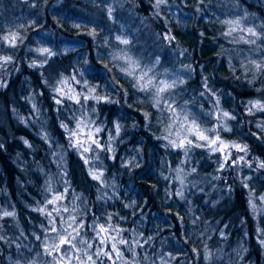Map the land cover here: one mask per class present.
Masks as SVG:
<instances>
[{
	"label": "trees",
	"instance_id": "trees-1",
	"mask_svg": "<svg viewBox=\"0 0 264 264\" xmlns=\"http://www.w3.org/2000/svg\"><path fill=\"white\" fill-rule=\"evenodd\" d=\"M228 19L240 25L226 36ZM240 27L264 33V0H0V37H19L15 47L0 39V58L11 56L0 59V216L15 213L0 219V264H48V218L37 209L59 193L84 239L94 224L123 229L133 247L121 246L117 264H264V111L252 108L264 103V72L251 63L264 61V38L245 43L256 38ZM125 55L177 81L168 95L181 116L247 151L225 149L236 163L220 169L221 152L172 147L168 113L123 74ZM82 116L103 146L83 158L61 127Z\"/></svg>",
	"mask_w": 264,
	"mask_h": 264
},
{
	"label": "snow or ice",
	"instance_id": "snow-or-ice-1",
	"mask_svg": "<svg viewBox=\"0 0 264 264\" xmlns=\"http://www.w3.org/2000/svg\"><path fill=\"white\" fill-rule=\"evenodd\" d=\"M157 5L165 3L166 0H156ZM111 12V9H109ZM222 23L228 25L227 31L224 35H232L233 32L237 31V26L240 25L239 19H228L222 21ZM239 31L245 32L248 35L255 37L253 40H245L242 36L240 39L244 40L245 43L255 44L257 40L264 38V33L257 32L254 27H240ZM5 42H8L10 46L15 47V41L19 37L15 33H10L0 37ZM117 39H120L119 37ZM166 39H173V37H166ZM122 44L127 45L129 41L127 39H122L120 41ZM41 54H47L49 56L53 55L49 49L44 48L39 50ZM6 64L11 61V56H4L0 58ZM124 63L121 66V71L126 77H129L133 84L132 86L138 91L146 93L151 96L153 101V107L158 111L167 112L169 114L168 119L171 121L167 126L168 135L163 137L168 140V143L177 149H183L185 154H187L190 147H204L207 146L213 152L223 153L224 160L220 164V169H223L225 165H228L231 161L235 164V160H231V153L226 152L227 148H235L237 151L246 152L247 146L240 145L236 143L228 144L226 141L221 139L216 127L204 128L201 123L197 121L195 117H190L187 112L181 116L177 112V108L174 106V102L171 96L168 95L172 90L175 89L177 81L172 80L169 82L167 79L157 78V74L153 72L151 68L142 67L141 64L130 56L125 55L122 57ZM255 69L259 72H264V61L257 62L255 60L251 61ZM43 62L41 63L42 66ZM107 68V65L104 66ZM111 71V69H108ZM150 73H152L150 75ZM75 79V77H73ZM61 83H66L62 81ZM3 86V85H0ZM57 96L64 95L67 99L74 100L77 104L80 103L79 95H71L68 93H62V90L57 88L54 90ZM91 92H95V89H90ZM84 100H88L89 96L85 95ZM93 99L97 101L104 99L103 97L93 96ZM55 103L57 105L62 104V99L55 98ZM252 108L264 111V103L257 100L252 102ZM251 112V109H249ZM223 117L228 119H235L228 112L222 113ZM148 116V113H145ZM219 120L220 117H217ZM61 127L68 132V139L72 147L81 151L83 158V153L92 151V147L101 148L99 139L97 135L100 133V128H95L94 130L90 127V122L87 121L83 116L77 120L74 127L69 128L67 124H61ZM119 124L116 125L117 132L119 131ZM225 131H231L226 125H221ZM175 136V139H169L170 136ZM196 141H201L203 143H197ZM27 144V141H25ZM3 147V145H0ZM106 150H111L107 148ZM243 159V157H239ZM85 164L88 163L87 159H84ZM259 167L264 168V162L260 163ZM195 171V169H193ZM92 179L99 181L101 179L102 173L97 174L96 172H90ZM183 183V181H181ZM179 195H183L182 191ZM65 199L63 193L54 194L50 199L47 200L46 205L37 209L39 212L43 213L48 218V225L44 227L45 236L42 240L41 236H36L37 240H42L43 253L50 257L48 264H105V261H111V264H117L118 260L124 259V251L121 246L131 250L133 245L129 243L127 239L119 238L120 232L123 229L119 226H113L111 223H98L91 225L95 235L89 239H84L82 237L81 230L85 228V224L82 219H79L76 215L70 214L68 207L60 206V202ZM264 200V197L260 198ZM252 203V201H249ZM51 205V208H48ZM255 208V205H252ZM69 213L68 215H64ZM14 212L4 211L0 219L6 217L14 216ZM108 221L112 219L109 215L107 217ZM116 234L113 235L112 233ZM3 239V237H0ZM49 240L51 242H49ZM139 244V242H135ZM264 244V240L261 241ZM83 246V247H81ZM142 247L143 245H139ZM19 247V245H18ZM135 255V253H133ZM207 259V257H206ZM16 264H20L19 261ZM35 264V262H31ZM124 264H128L127 260H124Z\"/></svg>",
	"mask_w": 264,
	"mask_h": 264
},
{
	"label": "rangeland",
	"instance_id": "rangeland-1",
	"mask_svg": "<svg viewBox=\"0 0 264 264\" xmlns=\"http://www.w3.org/2000/svg\"><path fill=\"white\" fill-rule=\"evenodd\" d=\"M10 26L11 25H5L4 26V29H9L10 28ZM67 93V92H66ZM73 94H71V93H68V94H71V95H76V93H74V92H72ZM141 99H142V97H140ZM70 100V99H69ZM71 102H75L74 100H70ZM153 104V103H152ZM164 116V118L166 119V122L163 120V118H161V122L162 123H164V129L166 130L167 129V126H168V124L171 122L169 119H168V117H169V115L168 114H165V115H163ZM166 132H167V130H166Z\"/></svg>",
	"mask_w": 264,
	"mask_h": 264
}]
</instances>
